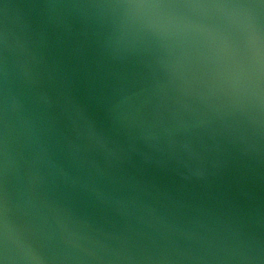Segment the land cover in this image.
<instances>
[{"label":"water","instance_id":"obj_1","mask_svg":"<svg viewBox=\"0 0 264 264\" xmlns=\"http://www.w3.org/2000/svg\"><path fill=\"white\" fill-rule=\"evenodd\" d=\"M0 264H264V0H0Z\"/></svg>","mask_w":264,"mask_h":264}]
</instances>
